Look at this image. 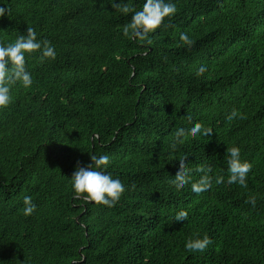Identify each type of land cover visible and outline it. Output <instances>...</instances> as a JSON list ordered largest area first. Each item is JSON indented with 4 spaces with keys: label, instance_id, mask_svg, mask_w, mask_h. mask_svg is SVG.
Returning <instances> with one entry per match:
<instances>
[{
    "label": "trees",
    "instance_id": "trees-1",
    "mask_svg": "<svg viewBox=\"0 0 264 264\" xmlns=\"http://www.w3.org/2000/svg\"><path fill=\"white\" fill-rule=\"evenodd\" d=\"M173 2L175 15L137 41L112 0H0V44L30 27L56 51L26 55L32 86L14 85L0 110V264H264V0ZM193 121L213 131L194 137ZM227 145L252 165L246 186L215 183ZM102 154L125 188L111 208L71 187L77 162ZM182 155L193 181L211 165L207 191L169 183ZM194 233L212 240L203 252L184 248Z\"/></svg>",
    "mask_w": 264,
    "mask_h": 264
},
{
    "label": "clouds",
    "instance_id": "clouds-1",
    "mask_svg": "<svg viewBox=\"0 0 264 264\" xmlns=\"http://www.w3.org/2000/svg\"><path fill=\"white\" fill-rule=\"evenodd\" d=\"M112 7L116 12L127 15L131 12L129 22L123 27V34L137 41H145L150 33H154L166 18H171L176 13V4L173 0H144L140 10L133 11L128 3H115L112 0ZM7 12L6 7L0 6V17ZM180 41L188 47H191L193 40L186 32L179 35ZM150 43V41H149ZM39 51L41 59H56V51L47 40H39L34 29L28 27L26 34H20L14 42L0 44V110L7 108L12 102L11 89L14 85H21L28 89L32 86L33 80L31 73L26 68V55ZM206 63H201L199 71H204ZM237 113L231 112L228 119L235 117ZM184 127L175 130V140L181 142L188 134ZM213 130L203 126L202 122L193 121L190 125L192 136H209ZM187 156L182 155L178 158L179 165L173 178L169 180L170 184L181 188L190 183L191 191L196 194L207 191L213 184L211 165H201L195 171L202 173L199 179L192 180V172L188 166ZM90 163L81 165L77 162L75 171L70 181L74 198H82L86 203L104 205L109 208L115 206L125 191L124 185L119 178H114L106 169L110 164V157L107 154L90 155ZM225 165L228 173L227 179L217 177L215 183L247 185L248 174L252 165L247 160L241 159V149L239 146L227 145L225 154ZM245 203L256 206V197L251 196ZM36 209L32 197L25 195L23 197V214L31 215ZM189 214L186 210L176 212L174 220L176 222L187 221ZM212 243L208 235L201 237L199 233H194L192 237L186 238L184 248L189 253L203 252Z\"/></svg>",
    "mask_w": 264,
    "mask_h": 264
}]
</instances>
